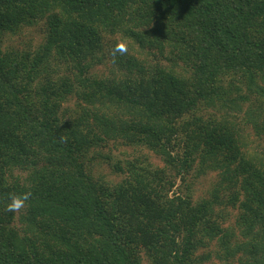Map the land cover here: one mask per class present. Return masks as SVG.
<instances>
[{"label":"trees","instance_id":"1","mask_svg":"<svg viewBox=\"0 0 264 264\" xmlns=\"http://www.w3.org/2000/svg\"><path fill=\"white\" fill-rule=\"evenodd\" d=\"M0 264H264V0H0Z\"/></svg>","mask_w":264,"mask_h":264},{"label":"rangeland","instance_id":"2","mask_svg":"<svg viewBox=\"0 0 264 264\" xmlns=\"http://www.w3.org/2000/svg\"><path fill=\"white\" fill-rule=\"evenodd\" d=\"M43 33H42V24H39L37 27H34L32 29H28L26 32H23L21 35L10 38V41H7L6 44L12 46L19 45L20 47L25 46L28 43H32L33 45L39 44L43 40ZM95 72H104L106 71V67L100 65L97 66L94 69ZM69 107H71V104H68ZM101 152L104 156H109L111 158V163H105L102 166L96 168V174H101L106 176L108 179L111 180H119L120 178L115 176L112 173L111 165L113 162L124 160V159H132L134 157L140 156H147L150 161L153 162L156 166H161L162 163L158 157L151 154L145 149H134L130 147H125L119 143H109L103 149H101ZM214 179L213 175H208L206 177H203L198 180L194 187V197L195 199L205 196L212 180Z\"/></svg>","mask_w":264,"mask_h":264},{"label":"clouds","instance_id":"3","mask_svg":"<svg viewBox=\"0 0 264 264\" xmlns=\"http://www.w3.org/2000/svg\"><path fill=\"white\" fill-rule=\"evenodd\" d=\"M26 197L12 196L7 206L8 211H16L23 207Z\"/></svg>","mask_w":264,"mask_h":264}]
</instances>
